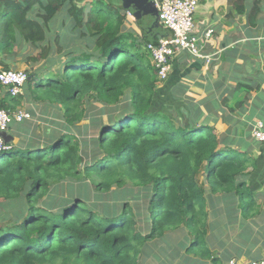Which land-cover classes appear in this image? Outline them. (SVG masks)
<instances>
[{"label":"trees","instance_id":"obj_1","mask_svg":"<svg viewBox=\"0 0 264 264\" xmlns=\"http://www.w3.org/2000/svg\"><path fill=\"white\" fill-rule=\"evenodd\" d=\"M91 1L86 12L85 5L77 6L82 0H0V52L23 40L38 50L27 56L28 64L47 61L28 74L22 94L11 96L0 86V110L12 112L30 92L42 106H57L54 116L64 121L60 130L41 132L24 120L6 131L13 138L0 149V264H66L72 258L81 264H137L141 245L180 226L198 246L207 232L206 201L218 193L238 195L244 217L260 214L254 198L245 200L251 194L241 181L253 165L250 153L193 119L190 104L185 115L176 109L175 96L159 91L144 47L158 38L123 30L125 0ZM101 2L114 16L104 14ZM228 2L230 12L246 14L255 27L263 0ZM64 6L71 29H86L93 46L57 47L59 67L52 72L44 42L49 22ZM84 98L102 106L89 112L79 106ZM86 117L96 136L78 139L70 127ZM67 179L88 181L64 185ZM128 183L137 188L133 200L147 201L145 232L136 226ZM112 187L122 191L118 204L100 198ZM7 200L18 202L17 208L9 211Z\"/></svg>","mask_w":264,"mask_h":264},{"label":"crops","instance_id":"obj_2","mask_svg":"<svg viewBox=\"0 0 264 264\" xmlns=\"http://www.w3.org/2000/svg\"><path fill=\"white\" fill-rule=\"evenodd\" d=\"M113 2L117 4V0ZM83 5L88 12L92 1L82 0ZM230 5L228 0L199 1L194 13L198 36L212 30L204 57L178 52L171 73L159 82L158 89L168 91L169 97L175 96L176 109L180 106L185 115L190 104L196 109L191 117L213 126L232 148L250 153L253 165L249 164L241 181L252 191L258 203L254 210L260 214L244 217L236 205L238 195H211L205 205L207 232L203 243L194 246V240L181 226L182 232L174 240L141 245L137 264H229L231 260L245 264L264 258V144L251 138L255 122L264 121V0L255 27L249 24L246 14L230 12ZM123 29L134 36L141 34L136 22L124 24ZM155 33L158 38L160 31ZM21 42L24 41L19 40L17 45ZM14 47L10 52H0V70L26 68L27 65L17 66L19 63L11 58L16 55ZM2 93L0 89V97ZM212 229H217L218 234ZM173 232L166 234L173 236Z\"/></svg>","mask_w":264,"mask_h":264},{"label":"rangeland","instance_id":"obj_3","mask_svg":"<svg viewBox=\"0 0 264 264\" xmlns=\"http://www.w3.org/2000/svg\"><path fill=\"white\" fill-rule=\"evenodd\" d=\"M101 4V9L103 10L104 14H109L114 12L113 8L108 7L106 2L104 3H99ZM96 5V4H95ZM98 5V4H97ZM78 7H81V4H77ZM93 6V5H92ZM89 7V10L91 9V7ZM103 14V15H104ZM113 14V13H112ZM114 16V14H113ZM72 16L70 14H68V9L67 7H62L60 10H58V12L54 15V17L51 19V21L49 22V31L47 32V36H46V41L44 42V44L47 46H50V51L49 54L50 56H52V60H54V65H52L50 68V71L55 72V70L58 69L59 65L57 63V59L60 58L59 53H57L56 48L61 46L63 48V50L65 49H74V48H82V49H87V46H93V44L91 43V38L89 36V32L86 29H81L78 32H74L73 29H71L72 27ZM124 30V29H123ZM125 31V30H124ZM13 53H16V55H13L11 58H13L16 62H18L19 65H27L26 68L24 67V71L28 74H30V72H34L35 68H42L44 67L45 64H47L45 61V59H41L39 60L40 62L37 63H33V64H27L28 62H26V58L27 56L30 55H36L38 50L34 47H32L29 43H24L21 42L19 45H17V47H14ZM49 59V58H47ZM31 93H27L25 95V100H27L26 102H22L25 103L23 104L21 107L26 109V110H30L29 112L34 115L32 116L31 119H28L29 121H33L35 122L38 126H40V131L42 132L43 130H45L47 128V130H60L62 128V124L64 123L63 121V117H56L54 116L55 113H59V109L57 106L51 107L48 106L47 108L42 106L41 103L35 102L33 100V95H31ZM80 108H87L88 111H92L91 107H100L102 106V104H100L99 102L94 101L91 98H84L83 101L81 102V104L79 105ZM19 107V106H18ZM87 113V112H86ZM98 115V112L95 111L93 112L90 116H96ZM88 118H82L81 120H76V122L70 127V132L78 139H83V138H89L92 136H96V130L88 123ZM39 133V132H38ZM9 138H13L11 136H8ZM14 139L16 140L17 137H14ZM82 170L80 169L81 173ZM75 178V177H73ZM70 179H67L66 181H63L64 185H74V183H78L81 181H88V180H76L73 179L72 182L69 181ZM125 188L127 190V193L129 195H127V198H129L128 202L129 205L131 206L133 212L135 213V219H136V223H137V228L142 231L145 232V230L147 229V221H145V216H146V206H147V201L144 199H141L140 201H136L133 200L131 198V195H134L137 192V188L132 186L131 183H128L127 185H125ZM66 187L62 188L61 190L65 191ZM248 195L247 197H245L246 201H251L254 197H253V193L252 191L248 190ZM100 198L102 201L104 202H108V203H119L122 198V191L120 188H115L112 187L110 193H101L100 194ZM1 202V200H0ZM238 204H236L241 212L243 209V205L244 202L241 201V199L236 201ZM5 206L9 211L15 210L18 206V202L16 201H10L7 200L5 202ZM139 213H141L142 215H139ZM245 213V212H244ZM243 214V213H242ZM139 215V216H138ZM223 222V221H222ZM181 227V226H180ZM180 227H178V229H174V230H170V231H174L173 232V236H171L170 234H164L163 237L161 238H157L154 240H174V236L180 234L182 231V229H180ZM184 227V226H183ZM184 230L187 229L186 227H184ZM223 230V229H220ZM168 231V232H170ZM249 233L252 232V230H247ZM211 232H214L216 234H218L217 229H212ZM258 232L262 234V228L258 229ZM257 232V233H258ZM233 234V233H232ZM254 234V233H253ZM256 235V234H254ZM264 237V235H263ZM191 240H193L191 238ZM153 242V240L151 241ZM54 264H62L60 261H55ZM66 264H81L80 260H75L72 258L71 261L67 262Z\"/></svg>","mask_w":264,"mask_h":264},{"label":"built area","instance_id":"obj_4","mask_svg":"<svg viewBox=\"0 0 264 264\" xmlns=\"http://www.w3.org/2000/svg\"><path fill=\"white\" fill-rule=\"evenodd\" d=\"M157 9L159 26L170 31V37H158L154 43H145V49L150 55L151 63L156 68V77L159 82L165 81L172 71L173 58L180 51L187 52L193 58H202L206 43L211 40L212 30L207 29L202 35L194 23V13L200 0H153ZM136 22L129 11L125 12V22ZM137 35H141L140 33ZM28 79L24 70H0V86L11 96L23 93V87ZM31 119V114L21 106L12 112L0 110V149L4 148L3 134L13 122H22ZM255 141L264 144V121L255 122L252 131ZM229 264H238L231 260ZM245 264H264V258L250 260Z\"/></svg>","mask_w":264,"mask_h":264},{"label":"water","instance_id":"obj_5","mask_svg":"<svg viewBox=\"0 0 264 264\" xmlns=\"http://www.w3.org/2000/svg\"><path fill=\"white\" fill-rule=\"evenodd\" d=\"M124 6H126V10L133 16L145 39L153 38L156 34L155 32L158 31H160V36L170 37V31L161 28L158 24L157 9L153 0H125ZM146 43L153 42L148 41ZM6 135V133L3 134L5 142L11 139Z\"/></svg>","mask_w":264,"mask_h":264}]
</instances>
